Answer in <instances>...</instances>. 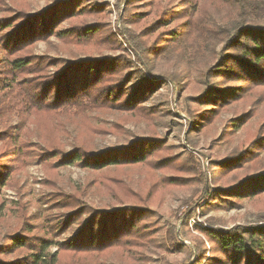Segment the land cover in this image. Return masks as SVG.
Listing matches in <instances>:
<instances>
[{"label": "trees", "instance_id": "trees-1", "mask_svg": "<svg viewBox=\"0 0 264 264\" xmlns=\"http://www.w3.org/2000/svg\"><path fill=\"white\" fill-rule=\"evenodd\" d=\"M119 42L104 6L83 0L55 1L33 12L28 0H0V199L17 187L32 160L51 176L75 166L95 179L72 193H51L59 215L0 237V264H104L114 254L147 261V252L182 245L161 236L158 208L167 193L200 192V205L233 208L264 194V120L224 159L211 161L210 188L191 153H177L157 130L171 113L152 100L168 81L184 99L192 135L237 105L264 104V0H125ZM55 39L82 58L39 55L37 46ZM194 76V77H193ZM194 88V89H193ZM120 114L110 127L93 115ZM223 135L230 140L253 117L236 113ZM17 123H14V121ZM129 123H146L149 135L97 149L95 140L123 135ZM79 133L66 150L69 127ZM37 138V142H33ZM134 173L143 176L134 185ZM95 190L111 205L83 198ZM264 214V213H263ZM210 220L195 229L193 264H264V224L226 229ZM260 222H264L261 219ZM72 235L63 238V234ZM208 242L210 249L205 246ZM55 248L52 252L51 249ZM172 248V249H171Z\"/></svg>", "mask_w": 264, "mask_h": 264}, {"label": "rangeland", "instance_id": "rangeland-1", "mask_svg": "<svg viewBox=\"0 0 264 264\" xmlns=\"http://www.w3.org/2000/svg\"><path fill=\"white\" fill-rule=\"evenodd\" d=\"M10 4L13 0H5ZM55 1L68 0H28L29 6L33 12L46 9L54 4ZM89 6H104L109 13V20L113 31L118 36L119 42L124 45V39L120 36V31L124 24L120 15L124 10L125 0H83ZM36 53L39 55L48 54L50 56L71 59L73 57L82 58L73 49L62 48L55 39L50 43H41L37 46ZM194 77V76H193ZM191 87L184 92H178L177 86L168 81L165 83L151 104H159L171 113L162 121L156 122L158 133L169 145L176 148L177 153H191L200 168L205 181L210 188L214 187L213 172L211 161L214 159H224L234 148H236L245 139L250 131H255L264 120V104L261 105H237L229 111L224 112L221 118L211 127L202 132L193 134L192 140L194 145L187 144L186 134L192 128V122L189 119L184 99L188 96L195 95L196 91ZM194 89V88H193ZM253 112L254 117L230 140H224V127L228 120L235 118L236 113ZM121 117L120 114H102L93 115L91 122L94 126L110 127ZM14 123H17L15 120ZM71 137L64 140L66 150L72 149L73 138L79 133L75 126L69 127ZM149 135V128L146 123H129L124 127L123 135L108 134L104 137H98L95 140L97 149L104 150L110 147L119 146L136 139H142ZM37 138H33L36 143ZM264 158V152L260 155ZM134 185L140 186L143 176L136 173L132 176ZM51 176L44 171L37 161L32 160L27 168L18 176V185L13 188H6L2 192L0 199V237L9 233H15L22 227L20 216L26 214L35 225H41L47 215L56 217L59 215L58 210L53 208L51 193L56 189L63 193H72L74 189H81L95 176L88 171L82 170L75 166L59 168L58 176L53 180L54 186L49 180ZM201 193L192 191H175L167 193L162 205L158 208V224L162 227L161 236H167L166 233H172L182 247L177 250L162 252L150 250L147 252V261L126 260L119 254H114L104 264H193L195 258V237H202L196 231L195 227H209L210 220L215 219L226 229L235 226L261 225L264 219V194L261 199L250 200L241 199L237 206L229 208L225 202L221 206L214 207L206 212L204 204L200 203ZM87 203L95 207L111 205L110 199L103 195H98L95 190L83 198ZM68 230L63 234V238L72 235ZM205 246L210 249L208 242ZM52 252L55 248L51 249Z\"/></svg>", "mask_w": 264, "mask_h": 264}]
</instances>
